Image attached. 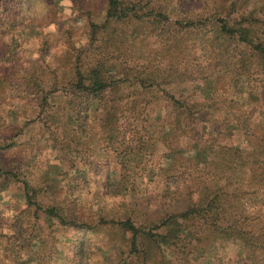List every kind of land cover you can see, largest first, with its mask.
Listing matches in <instances>:
<instances>
[{"label": "trees", "instance_id": "1", "mask_svg": "<svg viewBox=\"0 0 264 264\" xmlns=\"http://www.w3.org/2000/svg\"><path fill=\"white\" fill-rule=\"evenodd\" d=\"M98 1L103 8L98 9L90 0L69 1L71 8L77 10L76 20L87 32L86 46L80 43L76 45L73 38L66 36L59 43L61 49L64 46L67 48L63 71L53 73L51 82H45L42 77L32 80L33 73L28 78L23 77L26 84L21 92L33 93L31 102L42 111L51 103L53 94L58 92L61 85L63 92H70L72 97L79 96L83 99L84 111L97 108L104 115V122L109 123L104 128L110 130L111 125L118 134L127 132L129 139L131 134L133 141L140 142L142 132L143 135L146 132L140 115L142 104L130 101V94L119 93L124 85L132 84L141 90L153 92L166 85L170 77L201 81L203 85L208 83L206 90L205 87L199 89L200 94L180 92L174 96L165 92L163 97L167 103L162 118L169 132L167 137L178 140L175 147L177 150L199 149L206 157L199 164L179 153L168 168L169 172L184 171L181 176H168L171 186L175 185L176 179L180 180L179 188L186 193L188 205L183 211L168 215L157 223L136 225L129 218L118 221H105L103 218L96 220V217L92 218L81 212L79 217L76 213L84 211L83 209L76 206L68 210L56 202L43 208L36 201L38 190L23 175L20 181L17 166L6 164L1 159L18 149L20 144L15 141L5 144L0 142V178L10 183H19L23 187L24 202L20 215L27 226L31 227V233L36 224L28 221L33 217L37 218L38 212L45 218L55 219L60 229H68L73 236L70 264H82V255L78 254L76 245L87 234H94L107 224L127 234V254L133 264H172L175 256L182 255L179 242L188 245L209 242L212 248H207V251H211L213 257L222 249L216 244L226 243L233 246L234 258L240 264H264V219L255 211L247 212V207L264 204V195L259 193H264V172L259 168L264 167V134L252 153L245 155L236 134L227 130L217 131L218 127L209 119L212 112L220 111L212 100L219 98L223 92L226 93V89L233 87L237 89L236 92L245 93L241 76L246 77L247 89L253 90L255 81L251 78L252 74L263 75L260 83L264 90V0H231L230 4H222L206 17L182 20L172 19L169 10L171 0ZM36 4L45 16L40 21L35 10ZM56 9L53 0H0V120L6 102L7 83L18 79L25 72V33L30 32V27L33 32H37L39 25L47 26ZM130 22H137L139 25L131 33L130 47L141 35L139 33L143 32L142 26H145L160 41L159 51L163 56L170 59L172 55L174 57L179 53L188 55V58L182 57L180 63L171 59L164 71L158 66L150 69L145 67L139 71L130 66L129 49L124 48L121 41L124 34H108L116 50L108 58L103 56L102 51H98L99 47L104 49L98 37L102 35L103 39L113 25ZM38 32L35 35L40 52L47 53L52 45L46 35ZM114 32L112 30L111 33ZM190 41L191 45L184 47ZM122 45L125 52L120 51ZM186 48H190L193 53L196 50L201 52L200 63L193 64L190 54L185 52ZM87 55H91L94 61H86ZM248 91L250 92L248 99L245 97V102L251 104V96L256 99L258 95ZM112 94L118 95L119 103L115 104L111 100L112 105H109ZM11 110L18 112L15 106ZM18 114L21 115L22 122L25 121L26 117L21 112ZM242 123L245 125L246 120L242 119ZM139 150V143L130 144L128 155L135 157L130 159L131 163L139 161ZM256 159L258 163L253 162ZM158 163L159 160L156 165ZM182 163H187L190 167ZM124 171L126 174L122 180L130 189V180L127 182L130 169ZM143 171V175L151 180L163 169L159 167L157 172ZM49 188L52 190L48 185ZM154 189L157 191L158 186ZM157 194L159 195L158 192ZM177 220L180 225L174 235L163 232L164 228L173 226ZM165 254L170 255L171 259L166 260Z\"/></svg>", "mask_w": 264, "mask_h": 264}, {"label": "rangeland", "instance_id": "2", "mask_svg": "<svg viewBox=\"0 0 264 264\" xmlns=\"http://www.w3.org/2000/svg\"><path fill=\"white\" fill-rule=\"evenodd\" d=\"M53 1L57 8L54 17L47 26L39 25L38 29L47 36L52 46L47 53H41L35 35L38 31L33 32L30 27V32L25 33V72L5 87L6 102L0 120V142L5 144L15 141L20 145L1 159L6 164L17 166L20 181L23 175V178L38 190L36 201L43 208L56 202L68 210L76 206L83 209L84 211L78 209L79 213L76 214L79 217L81 212L86 216L96 217V220L103 218L105 221H118L129 218L136 225L157 223L168 215L183 211L188 205L186 193L179 188L180 180L176 179L175 185L171 186L168 176H181L184 171L169 172L168 168L179 153L199 164L204 162L206 155L199 149L184 151L175 148L178 140L167 137L169 132L163 124L162 118L167 103L163 96L165 92L174 96L180 92L200 94L199 89L205 87L206 90L208 83L203 85L201 81L170 77L166 85L154 89L153 92L141 90L132 84L124 85L119 93L130 94V101L135 100L142 104L140 115L146 132L144 135L142 132L140 142L133 141L131 134L129 139L127 132L118 134L111 125L110 130L104 128L109 124L104 122V115L97 108L89 112L84 111L83 99L79 96L72 97L70 92H63L61 85L58 92L53 94L51 103L40 111L31 102L34 94L21 92L26 84L24 78L33 73L32 80L42 77L45 82H51L53 73H61L67 48L64 46L61 49L59 43L66 36L73 38L74 44L86 46L87 32L76 20L77 10L71 8L70 0ZM90 1H93L98 9L103 8L98 0ZM230 2L231 0H171L169 10L172 19H192L206 17L222 4L228 5ZM35 10L39 16L38 21L45 17L38 4L35 5ZM138 27L137 22L113 25L112 29L104 34L103 39L102 35L98 37L100 45L105 49L104 51L99 47L98 51H102L103 56L108 58L116 50L108 34H124L125 37L121 38V41L124 48L129 49L130 66L139 71L145 67L150 69L157 66L164 71L171 59L180 63L182 57L188 58V55L179 53L174 57L172 55L170 59L163 56L159 51L160 41L145 26H142L143 32L139 33L141 35L130 47L131 33ZM112 30L115 32L111 33ZM191 42L184 47L191 45ZM123 45L121 52L126 51L122 49ZM185 52L190 54L193 64L202 60L199 50L193 53L190 48H186ZM87 56L86 61H94L91 55ZM6 75L4 74V77H7ZM262 76L252 74L251 78L255 81L253 90L247 89L246 77L241 76L245 93H238L237 89L232 87L226 89V93L223 92L219 98L212 100L220 111L212 112L209 119L218 127L217 131L227 130L236 134L245 155L252 153L264 134V90L260 83ZM22 82L24 84L20 86ZM248 90L258 95L256 99L251 96V104L245 102V97L248 99L250 92ZM117 96H110L109 105H112L111 100L115 104L119 103ZM12 106L26 117L25 121L22 122L18 112L11 110ZM242 119L246 120L245 125ZM132 143L140 144L139 161L135 163L130 162V159H135L134 155H128ZM253 162L258 163V159ZM182 164L190 167L187 163ZM159 167L163 169L161 173L157 172ZM259 168L264 172V167ZM126 169H130L127 181L130 180V189L122 180ZM143 170L156 171L157 175L149 180L143 175ZM48 185L53 191L48 189ZM155 186H158L159 191L154 189ZM23 202L21 184L0 178V264H70L73 241L70 231L60 229L55 219L45 218L38 212L37 218L33 217L28 221L30 224H36L34 232L31 233V227L27 226L20 215ZM247 210L249 213H259L264 219L263 203L257 207H247ZM178 222L177 220L173 226L164 228L163 232L174 235L179 230ZM127 240L126 233L119 232L115 226L107 224L100 227L98 232L87 234L76 246L79 249L78 254L82 255V264H133V261L128 259ZM216 246L222 249L213 257L212 252L207 251V248H212L209 242H198L196 245L179 242L182 255L175 256L172 264H240L239 260L234 258L232 245L219 242ZM164 257L166 260L171 259L168 254Z\"/></svg>", "mask_w": 264, "mask_h": 264}]
</instances>
